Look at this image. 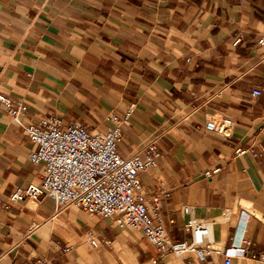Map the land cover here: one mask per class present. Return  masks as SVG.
<instances>
[{"label":"crops","instance_id":"crops-1","mask_svg":"<svg viewBox=\"0 0 264 264\" xmlns=\"http://www.w3.org/2000/svg\"><path fill=\"white\" fill-rule=\"evenodd\" d=\"M262 38L264 0H0V95L24 102L21 123L0 103V264H264ZM129 112L119 154L157 143L138 172L148 208L171 241L205 223L202 255L161 256L141 230L45 194L10 201L44 173L22 125L99 131ZM212 115L230 137L205 128Z\"/></svg>","mask_w":264,"mask_h":264},{"label":"built area","instance_id":"built-area-1","mask_svg":"<svg viewBox=\"0 0 264 264\" xmlns=\"http://www.w3.org/2000/svg\"><path fill=\"white\" fill-rule=\"evenodd\" d=\"M259 43H264V38ZM261 92L253 89L251 95L259 96ZM0 103L11 119L21 123L23 100L0 95ZM129 114L123 121L99 131H91L79 123L63 127L61 121L52 116L35 124L22 125L33 144L28 159L32 164H42L44 173L39 186L30 184L15 189L10 194V201L36 199L45 194L55 200L59 210L74 206L103 218L113 217L120 229L141 230L161 256L186 251L202 255L209 233L205 223L188 219L185 226L191 233V240L171 241L158 208H148L138 172L156 166L157 143L151 141L128 156L119 154L117 144L121 137V122H126ZM232 127L231 119L216 115L210 116L205 124L208 131L226 138L231 136ZM217 170L215 168L212 172ZM225 264H230L229 260L226 259Z\"/></svg>","mask_w":264,"mask_h":264}]
</instances>
